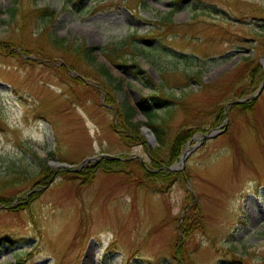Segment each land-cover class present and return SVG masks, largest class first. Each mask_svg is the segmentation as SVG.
Returning a JSON list of instances; mask_svg holds the SVG:
<instances>
[{"label": "rangeland", "instance_id": "1", "mask_svg": "<svg viewBox=\"0 0 264 264\" xmlns=\"http://www.w3.org/2000/svg\"><path fill=\"white\" fill-rule=\"evenodd\" d=\"M23 1L24 12L35 7ZM13 6L0 0V184L17 178L4 192L9 205L0 204V264H264V77L248 90V98L257 95L252 113L226 107L221 133L208 139L217 100L203 92L230 82L245 57L261 65L264 34L252 32L264 25V0H37L58 14L51 28L67 45L85 41L100 50L135 36L140 53L125 58L142 72L112 73L124 75L136 101L164 75L177 97L189 94L188 120L209 132H198L185 161L171 168L186 177L156 186L139 183L135 163L124 175L96 167L103 159L149 158L143 145L127 146L111 127L116 108L88 77L92 70L79 78L61 55H25L8 42L13 32L29 41L39 34L34 25L24 32L8 26ZM170 12L173 28L158 26ZM99 50L98 63H105ZM115 95L124 99L122 91ZM156 111L163 115L161 106ZM173 114L175 126L187 120L180 107ZM144 128L152 150L157 141ZM40 159L56 171L45 186L31 181ZM85 166L96 168L87 185L58 175ZM20 168L30 184L15 173Z\"/></svg>", "mask_w": 264, "mask_h": 264}, {"label": "trees", "instance_id": "2", "mask_svg": "<svg viewBox=\"0 0 264 264\" xmlns=\"http://www.w3.org/2000/svg\"><path fill=\"white\" fill-rule=\"evenodd\" d=\"M36 2L37 0H32L35 7L28 10V12H24L25 2L23 0H14V6L10 9L11 13L8 26L12 28L18 25L24 32L25 29L34 25L38 30L36 33L39 34L32 41H29L25 39V37H23V39L19 38L18 32H16V34L13 32L12 34L15 35V37H9L10 40H8V42L12 46L17 45L25 55L32 54L33 52L37 56L47 57L46 59L48 60L55 57V55H61L71 71H75L80 75L79 78H82L83 71L87 69L92 70V72H87L88 77L92 78V76H94L95 79H98V85L102 87L105 92L104 99L107 105L116 108V117L111 127L119 133L120 139L124 141L127 146H131V144L138 145V143H140V145H143L147 150L149 158L148 163L139 159H135L134 161L103 159L96 167L102 169L106 174L124 175L129 173V164L135 163L142 172V177L138 179L139 183L148 186H156L159 183L184 179L186 177L185 175L171 170V168L181 160V156L187 144L198 132H209V130L204 129L200 124L192 125V121L188 120L189 113L192 111L189 102H187L189 94L177 97L171 92V89L168 88L170 85L166 81L167 79L164 75L161 84H154L160 92L156 88L151 95L141 97V101L139 102L136 101L133 98L130 85L124 79V75L115 77L112 73V67L126 68L129 69L130 72L133 71L136 74L142 72L137 62H133L132 65H129L128 57L125 58L126 54L134 55L136 53L137 55V53H140L142 47L135 44V36L129 37V39L118 43L116 47L108 46L100 50L95 47H89L85 41H81L80 44L73 41L72 45H67L68 43L65 38H56L51 28V24L55 22L58 17L56 11L48 8H39L36 6ZM261 18L264 20V17ZM33 20L34 22H32ZM158 26L167 30L173 28V12L163 17L161 21H159ZM155 32L158 33L159 30L157 29ZM255 32L257 36H263L264 25L258 27V32L254 30L252 33ZM226 34L233 36L234 33L228 32ZM17 41H20V43ZM97 50L102 52L105 63H98L99 54H97ZM143 51L142 49L141 52L143 53ZM244 60L246 62L245 69L247 70L244 68L239 70L236 76L228 83L213 85L210 90L207 88L203 91L205 93L208 92L209 97L217 100V102H212L213 105H210V111L212 110L211 114L214 118L212 124L213 128H217V126L223 124V121H225V107L239 98H248V90L252 86L258 87V80L264 77V69L255 59L245 57ZM65 63L63 64V68H66ZM242 71L245 75L240 74ZM121 73L124 74L123 72ZM186 77L185 85L189 82V76L186 75ZM195 78L202 84L200 72ZM149 81L153 82L151 79H149ZM242 85L244 86L241 90L240 88ZM116 91L124 92V99L122 101H119V98L115 95ZM254 105L255 101L249 100L245 103L229 107V111L239 110L243 113H252ZM156 106H161L163 115L157 113ZM179 107L182 110V115L187 117V120L175 126V122H173V113H176V109ZM139 116H144L146 121L139 119ZM155 118H157V120H155ZM143 126L148 127L156 138L158 146L152 150H148L147 142L145 138L142 137L141 128ZM39 163V173L33 177L31 181H34L35 184L45 186L48 184L49 179L56 175V171H52L45 160L40 159ZM15 173L22 177V181H24L25 185L30 184V180L24 177L26 173L25 168H20L19 171H15ZM95 174L96 168L85 166L81 171L71 172L63 170L59 172L58 175H66L70 177L69 180L79 181L81 185L84 186L92 182ZM16 179L17 178H13L6 181L5 184H0L1 205H9L10 202L7 200V197H4V192L8 188L16 186V183L13 182L16 181ZM36 195L37 193L33 194L31 200L35 198ZM189 199L194 201L192 195H190ZM201 218L202 217H198V220H201ZM182 224L181 228H185L184 233L186 234V230L189 226L186 222Z\"/></svg>", "mask_w": 264, "mask_h": 264}, {"label": "water", "instance_id": "3", "mask_svg": "<svg viewBox=\"0 0 264 264\" xmlns=\"http://www.w3.org/2000/svg\"><path fill=\"white\" fill-rule=\"evenodd\" d=\"M260 63L262 64V66H263V68H264V56H263L262 59L260 60ZM263 89H264V80H263V83H262V86H261L260 92H261ZM256 96H257V95H256ZM256 96L252 97L251 100L256 99ZM247 100H249V99L238 100V101H236V102H234V103L229 104V106H233L234 104L244 103V102H246ZM220 133H221V132H220L219 129H215V130L211 131L209 134H207L204 138H205V139L213 138V137H215L216 135H219ZM151 139H152L153 142L155 141L154 136H151ZM186 154H187V153H186ZM186 154L183 155L182 158H181V162H182V163L185 161V158H186V156H187ZM89 161H91V159H87V160H86V162H89Z\"/></svg>", "mask_w": 264, "mask_h": 264}]
</instances>
